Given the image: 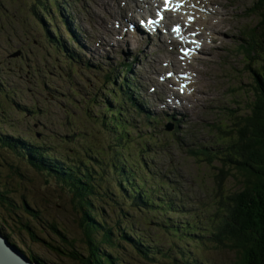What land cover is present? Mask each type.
Returning <instances> with one entry per match:
<instances>
[{
	"label": "rangeland",
	"instance_id": "1",
	"mask_svg": "<svg viewBox=\"0 0 264 264\" xmlns=\"http://www.w3.org/2000/svg\"><path fill=\"white\" fill-rule=\"evenodd\" d=\"M61 1L64 2L63 6L53 0H40L39 4H35L34 0H22L26 5L32 4L38 7V23L35 27H31L19 23L20 9L17 3H12V0H0V87H2L0 113L4 111L7 115L4 123H9L10 120L17 122L14 127L1 133L17 138L16 133H12L17 127L34 125L31 131L23 133L24 139L42 136V140L56 150L63 148V151L73 152L76 149L71 136L75 131L89 142L94 139L97 147L101 143L107 144L109 134L112 136L116 134L118 139L114 140L112 146L119 145L116 148L105 149V159L107 163L111 160V165L120 163L121 159H124L128 170L131 168V162L128 161L131 155L126 150L128 142L124 140L122 132L115 133L110 130L111 116L103 107L104 102L115 106L114 99L105 92V88L111 86L106 81L105 73L112 70L110 75L114 76L118 72H125L123 59L137 61L133 65L136 75L134 78L140 81L134 79L132 82L138 89L144 91L150 81H141L144 80L147 72L143 73L142 69H148L146 59L152 52L151 45L147 43L140 50H136L127 48L123 42L118 45L106 44L99 37L105 35L106 29H111L113 22V18L105 15L108 12L107 4L115 9L120 4V0ZM236 1L231 7L235 15L232 19L226 17L227 21L222 22L223 29L227 32L218 36V42L221 39L224 41L213 51L210 52L208 49L200 58L192 59L187 73H175L177 71L173 73L180 88H182L180 79L183 76L187 87L193 89L194 93L198 92L190 99L193 107L181 118L184 123L179 126L183 131L182 137H178L180 141L174 142L171 135L161 132L164 121L156 125L154 135L147 140V143L159 141L164 143L155 144L148 158L153 168L159 170L162 179L179 189L181 202H185L184 210L187 212L181 215L175 214L174 217L195 222L200 229L198 232L209 224L211 229L220 205L223 204L222 197L225 196L227 200L226 194L235 191L236 188L239 189L241 185L238 179L226 176L225 167L223 171L220 170V160L214 158V155L224 152L223 141L217 139V135L223 134V131L208 126L209 122L219 120L227 124L228 130L230 127L233 128L232 122L237 118V114L243 112L237 119V123L241 124L243 115L247 113L244 108L242 109L241 103L248 104L254 95L252 75L242 67V54L236 44L244 40L239 35L238 29L244 25L255 24L258 15L240 13L253 0ZM224 5L226 6V3ZM45 8L54 11L52 14H57V10L61 8L64 10V15L67 14L70 18V25L77 34V43H74L75 48H72L73 53L79 56L77 62L69 63L62 52L47 44V35L58 34L55 28L54 32L53 24H56L61 32L62 41L70 50L72 41L67 38L64 26L60 24L61 19L56 17L54 22L48 19L49 15L46 14ZM129 37L137 38H133L136 47L145 44L143 36H136L133 33ZM81 38L87 41L90 39L91 45L94 42L99 44L92 46L94 55L87 57L89 53L87 49L81 47ZM45 45L50 47L49 57L41 56ZM16 50L19 51L11 57V53ZM22 52L26 55L25 59L20 56ZM28 54L32 59H28ZM35 65L39 67L38 75L32 72ZM159 65H161L160 61ZM262 65L264 66V62ZM154 68L160 69L157 66ZM162 89L165 90L164 87ZM15 92L18 102H13L14 105L11 107L3 97L5 94H11L13 97ZM178 95L183 98L187 96L186 93ZM19 106L39 112L28 116ZM146 106L151 105L148 103ZM227 109H234V113L228 112L225 115ZM140 110L145 114H155L147 110L143 104H140ZM231 115V119L228 118ZM144 118L146 117L136 112L130 113V120L136 124L137 129L144 128L142 126ZM5 128L6 125L3 126V130ZM184 146H202L206 149V153L212 156L209 159L207 155H202L201 159L197 160L186 151ZM3 159L8 163L5 164ZM116 169L125 172L122 168ZM117 170H113V174L109 177L121 194L126 193L119 181L120 175ZM138 177L137 170L133 182L124 185L128 192L129 188L140 186ZM0 186L7 197V202H10L6 206L0 205V232L6 235L9 243L15 245L32 262L80 264L60 252L71 242L84 248L82 238L80 239L81 230L75 204L72 203L68 188L60 185L45 171L24 166L23 160L17 155L1 147ZM138 192H132L129 197L134 201ZM225 203L229 204V202ZM26 205L30 208L26 209ZM49 221L55 222L58 229L54 230ZM217 233L216 229L213 236L188 243L186 246L188 255L204 257L208 263L203 264H233L237 249L218 247L213 243L218 242L214 237ZM125 253L128 258L127 264H175L169 258L148 262L135 258L129 252Z\"/></svg>",
	"mask_w": 264,
	"mask_h": 264
},
{
	"label": "trees",
	"instance_id": "2",
	"mask_svg": "<svg viewBox=\"0 0 264 264\" xmlns=\"http://www.w3.org/2000/svg\"><path fill=\"white\" fill-rule=\"evenodd\" d=\"M40 0H34L39 4ZM56 2V0H54ZM20 9L19 23L23 26L35 27L38 23V7L26 5L22 0H12ZM46 9L48 15L50 10ZM257 15L258 23L264 27V0H258ZM30 15L32 17H30ZM47 44L56 47L58 41L52 35H47ZM46 41V40H45ZM42 57H49L50 47L44 46ZM42 50V49H41ZM21 58L26 57L22 52ZM28 59L32 57L28 54ZM73 56V55H72ZM39 57V56H38ZM259 58L258 73L251 74L253 80L254 95L248 104L241 103L242 109L247 112L243 115L242 123L233 120V128L228 130L224 127V138L227 142L223 144V151L215 154L221 163L220 170L226 168V176H232L240 182V188L227 193L222 197L219 212L215 224L210 231V225L204 230V237L213 236L217 229L215 243L218 247L237 249L233 264H264V75L261 74V63ZM34 74H39V67L35 65ZM107 83L113 84L119 79L118 76L108 77ZM1 86V85H0ZM2 87H0V90ZM108 93L110 90H106ZM114 91L110 93L112 95ZM17 92L13 97L5 94L3 97L11 107L16 100ZM112 97V96H111ZM18 102V101H17ZM25 115L30 116L32 110L20 107ZM1 109V101H0ZM234 113V109H227L226 113ZM237 114L239 118L241 116ZM111 125L114 131H118L123 125L120 113L112 112ZM7 115L0 113V147L8 149L10 153L17 155L26 167L34 170L45 171L52 176L60 185L68 188L72 203L75 204L78 225L81 230L80 239L84 248L71 242L66 249L60 252L72 261L80 264H127L128 258L125 252L140 260L154 262L157 259L169 258L175 264H203L208 263L202 256H189L187 244L198 242L204 237H198V227L195 222L179 219L175 214L185 213L182 206H175L174 202L166 199L163 189L152 187V182L145 179L149 172L150 162L148 160L136 163L137 158H128L131 168L126 169V160L120 163H107L105 149L116 148L112 146L116 135L109 134L107 146L101 143L95 146V140H89L76 131L72 133L76 153L73 151H59L43 141V137L24 139L23 133L31 131L33 126L27 125L17 127L12 133L17 138L1 133L14 127L17 122L10 120L4 123ZM232 117L228 116V118ZM231 119V118H230ZM6 128L3 130V126ZM146 150H139L137 154L142 157L148 155ZM220 156V157H217ZM143 159V158H142ZM210 159V157H209ZM5 160V164L8 161ZM128 167V166H127ZM138 168L142 189L138 198L134 201L129 197V192L124 185L131 184ZM116 168H122L120 172ZM113 170L120 175L119 181L126 193H120L111 178ZM230 170V171H228ZM144 180V181H143ZM0 186V205H8L6 195ZM148 189V190H147ZM140 190L138 186L132 187V191ZM100 201V202H98ZM225 202H229L226 205ZM30 208L26 205V209ZM50 226L58 229L55 222L49 221ZM79 239V241H80ZM125 242V244H124ZM129 249H127L126 247ZM36 260V259H34Z\"/></svg>",
	"mask_w": 264,
	"mask_h": 264
},
{
	"label": "water",
	"instance_id": "3",
	"mask_svg": "<svg viewBox=\"0 0 264 264\" xmlns=\"http://www.w3.org/2000/svg\"><path fill=\"white\" fill-rule=\"evenodd\" d=\"M0 248L7 255L11 256L14 260H16L18 264H39L38 262H32L27 257H25V255L15 245L7 241L6 235H2L1 232H0Z\"/></svg>",
	"mask_w": 264,
	"mask_h": 264
},
{
	"label": "bare ground",
	"instance_id": "4",
	"mask_svg": "<svg viewBox=\"0 0 264 264\" xmlns=\"http://www.w3.org/2000/svg\"><path fill=\"white\" fill-rule=\"evenodd\" d=\"M134 39H137L135 37H133ZM182 79H180L182 81V83L180 84V86L187 87L188 85L186 84V82H184L183 80V76L181 77ZM190 79V77H189ZM191 81V79H190ZM0 264H18L16 262V260H14L11 256L7 255L4 251H2V249L0 248ZM40 264V263H39Z\"/></svg>",
	"mask_w": 264,
	"mask_h": 264
},
{
	"label": "snow or ice",
	"instance_id": "5",
	"mask_svg": "<svg viewBox=\"0 0 264 264\" xmlns=\"http://www.w3.org/2000/svg\"><path fill=\"white\" fill-rule=\"evenodd\" d=\"M151 23V22H150ZM173 31H175L177 34H179V26H176L174 29H173ZM182 51H185V54H187V51L186 50H183L182 49ZM182 88H183V86H182Z\"/></svg>",
	"mask_w": 264,
	"mask_h": 264
}]
</instances>
